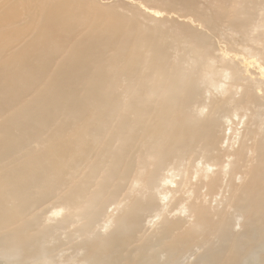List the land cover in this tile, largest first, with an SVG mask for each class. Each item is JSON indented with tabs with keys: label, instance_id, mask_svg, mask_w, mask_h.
<instances>
[{
	"label": "rangeland",
	"instance_id": "374dc122",
	"mask_svg": "<svg viewBox=\"0 0 264 264\" xmlns=\"http://www.w3.org/2000/svg\"><path fill=\"white\" fill-rule=\"evenodd\" d=\"M76 1L89 4L88 10L71 34H57L49 22L50 8L59 2L72 6ZM99 13L123 15L136 31L130 38L119 35L97 53L104 58L101 64L90 59L89 66L101 68L110 84L100 87L94 98L87 94L92 75L78 82L73 102L81 112H71L64 104L72 102L63 100L53 123L24 140L37 103L56 101L49 94L52 77L35 81L21 99L6 92L2 95L0 140L13 133V138L21 136L24 142L0 159V241L14 237L20 247L29 241L34 250L32 257H26L28 264H89L87 248L114 234H132L130 248L143 246L168 220L179 223L175 234L189 231L202 244L211 238L201 220L210 217L217 224L226 218L216 239L230 242L237 222L233 209L224 215L221 205L212 209L213 200L226 192L227 181L231 188L235 182L228 162L236 157L234 138L243 130L245 116L236 114L252 112L246 110L251 104L245 102L247 97L264 96V74L252 60L237 63L238 79L233 82L246 87L254 80L263 81V91L249 88V95H241L242 87L235 85L220 90L215 82L223 81L221 57L230 61L226 46L240 51L249 37L256 36L258 42L246 49L256 53L264 48L260 41L264 39V0H0V31L9 24L12 32H0V39L12 37L9 44H0V71L51 40L52 47L58 44L53 40L65 42L55 48L51 60L52 70H62L71 48L91 33V24H108L109 19L98 17ZM135 40L137 44L132 43ZM197 48L219 59L216 64H204L207 75L201 84L192 74L193 85L185 89L187 84L180 78L187 75L189 55ZM177 79L183 86L179 97L172 92ZM42 105L36 115L43 112ZM202 106L203 117L212 109L220 111L218 139L207 147L185 151L179 144L192 133L189 124L198 127L193 116L199 123L198 131L192 133L194 142L205 140L197 110ZM255 113L260 125L264 114ZM49 147L53 156L46 154ZM58 149L64 155H58ZM203 164L222 168L224 183L217 172L213 181L196 175L195 169ZM133 214L138 215L137 227L119 226ZM36 248L51 261L38 260ZM196 248L204 251L207 246ZM159 249L157 245L152 253ZM9 260L0 255V264H11Z\"/></svg>",
	"mask_w": 264,
	"mask_h": 264
},
{
	"label": "bare ground",
	"instance_id": "6f19581e",
	"mask_svg": "<svg viewBox=\"0 0 264 264\" xmlns=\"http://www.w3.org/2000/svg\"><path fill=\"white\" fill-rule=\"evenodd\" d=\"M88 5L76 1L72 6H65L63 5V2H59L57 5L51 7L49 12L51 29H55L57 34H71L75 30L74 27L78 26V20L88 10ZM103 6L106 7L104 4ZM155 13L159 12L155 11ZM96 15L98 17H105V19L108 18L109 21H106L108 24H91V27H93L91 33L89 32L90 34L83 38L84 41L82 40L83 42H81V44L79 43L80 40L78 42L79 44L77 43L71 48L74 51H69L67 56L69 57L68 60L61 64V66L63 65L62 70H52L51 60H54L53 53L55 52V48H62L60 46L65 44V42L61 40H53L58 44L55 47H52L51 40L50 42L39 44L24 53L19 60L10 64V69L5 68L0 71V81L4 79L6 82L5 85L0 84V103L4 100L2 98L4 92L13 98L17 97L18 99H21V96L26 94L28 88L32 86L35 81L37 83L40 80H44V76L52 77V85L49 88V94H54L56 101L54 104H50L49 102L43 105L40 102L37 103L34 110L35 112L30 113L32 119H30L29 126H26L27 133L25 132L24 134V140L32 134H37L41 127L46 128L53 123L56 112H58V110L59 112L61 111L58 107L63 104V100H65V102H72V105L69 106L64 104L71 110V112L78 114L82 111V108L74 103L75 101L73 102V100H75L74 97L77 96L75 86L78 82L82 81L84 77L87 75H92L93 77L90 81L91 85L89 90H87V94L90 95L89 97L95 95V98L97 92L101 89L100 87L108 84L109 81L106 79L109 78H106L104 74H102L103 70L101 68L94 70L93 67L89 66L90 59L94 57L96 65H98L97 63L101 64L104 58L97 56L99 55V52H102V49L105 50L110 45L111 41L116 39L119 35L121 37L125 35L130 38V35L134 34V31L136 30L131 28V25L128 24L130 20L124 18L125 16L123 15L113 16L105 13H99ZM7 31L12 34L9 24L4 25L0 32ZM11 39L12 37L2 38L0 39V44H9ZM143 41L146 42V39L140 40V42ZM260 41H262V46H264V39ZM256 42H258L256 36L249 37L244 43L245 48L242 47L240 51L231 46H226V52L230 57V61H228V58L225 56L221 57L224 62L223 68L220 70L223 76V81L215 82L220 90H225L228 84L235 85L238 88L242 87L243 90L241 95H249L251 93L249 88L255 90L261 89L263 81L251 80L252 82H249L246 87L244 84L233 82L238 79L237 76L239 70L236 68L238 62L252 60L251 62L257 65V69H260L261 75L264 74V48L257 50L256 53H252L246 49L251 46V43ZM132 43H136V40ZM141 44L143 45V43ZM98 48L100 50H97ZM191 53L192 54L189 55V61L187 63V75L180 78L182 81L184 80V84H187L185 89L187 86L190 87L193 85V78H191L192 74L197 75L196 80L201 84L207 75L203 67L204 64H216L219 59L212 53L207 55V49L203 50L197 48L194 51L192 50ZM235 55L240 57L239 60H236L237 57ZM200 63L201 66L199 65ZM197 67L198 71L195 72ZM90 69H93L94 71H91ZM243 80H248V78H243ZM178 81L179 79L174 80V87L176 88L172 89L173 94L177 97H179L177 93H179L183 87ZM212 81H215V79L212 78ZM261 90L263 91V89ZM49 99L50 98H48V101ZM258 99H260V101H258ZM263 99L264 96L256 97V99L247 97L245 102L251 104L245 109L251 110L252 112L250 114H236V117H241V115L245 116L242 117L243 120L241 119L243 130L241 129L242 131L240 130L237 132L236 137L234 138V143L235 145L237 144V146H235L236 157L228 162V165L232 166V173L234 174L235 182L231 188V182L227 181L225 183L227 185L226 192H223L219 198L216 196L213 200L215 205L212 206V209L215 210L221 205L224 215L228 208L233 209V218H236L237 222L235 221V224L233 225V238L230 242L224 243L223 241L216 239L217 231H223L224 229L226 218H221V224H217L218 220H215L214 222L210 217H207L206 220H201L203 229L208 231V236L211 238L206 239L202 244L198 243L193 234L189 231L175 234L174 230L179 223L175 220H168L166 225H163L158 229L155 237L149 239L143 246L130 248L132 234H114L96 243L91 248H87V258H85L89 261V264H264V118H260V125L259 122L254 120L255 112L264 114ZM237 103L239 104V100H237ZM40 105H42L43 112H39L36 115V110ZM240 105L242 104L240 103ZM254 108H257V111H255ZM30 110H33V107ZM197 110H200V126L204 130L205 140L194 142L192 133L198 131L199 123L195 116H193V122L197 124L198 127H191L189 124L192 133H189L183 144H179V147L185 151H187V148L190 152H193L194 150L207 147L209 142H213L214 144L218 139V131L220 127L217 120H220V111L212 109L214 111L211 110L208 117H203L205 107L202 106L197 108ZM196 113H198V111ZM17 129L20 130L21 127H18ZM12 135L9 139L6 137L5 140H0V159L2 160L11 155V152L15 149V145H20L24 142V140L21 139V136L20 138L16 137L18 138L16 139L13 138ZM46 152V154L53 156L54 152L50 147ZM64 153L60 152L58 149V155L61 156L64 155ZM223 171L224 170L219 168V166L217 167V170H215L212 164H203L195 169L196 175L209 181H213V176L217 172L220 176V180L224 183V177L222 175ZM17 193L19 192H16L15 194ZM1 200H3V198H1ZM3 202H6V200H3ZM138 222V215L133 214L124 222L120 221L119 226L129 224L135 228L138 226ZM197 225L200 226L198 221ZM23 239L25 240L24 237ZM20 244V241L14 237L9 240H1L0 255L10 259L9 261L11 264H28L26 257H32L34 249H31L29 241L25 243L27 247L24 251L22 249H24L26 245L20 247ZM204 244L207 246L206 250L201 251L196 248ZM157 245L160 246L159 252L152 253ZM26 252H29V255L25 256ZM192 255L197 256L195 260H191L189 257ZM35 256L38 260L51 261L40 248L36 250Z\"/></svg>",
	"mask_w": 264,
	"mask_h": 264
}]
</instances>
